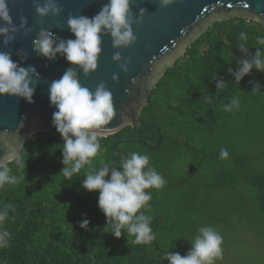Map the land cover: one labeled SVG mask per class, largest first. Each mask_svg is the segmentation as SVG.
I'll list each match as a JSON object with an SVG mask.
<instances>
[{
    "label": "trees",
    "instance_id": "trees-1",
    "mask_svg": "<svg viewBox=\"0 0 264 264\" xmlns=\"http://www.w3.org/2000/svg\"><path fill=\"white\" fill-rule=\"evenodd\" d=\"M241 31L248 36L247 53L238 48ZM257 35H264V25L255 21H215L148 94L137 117L139 131L126 125L101 139V152L93 169L103 163L119 167L135 151L149 155L150 166L166 180L162 189L147 190L153 196L147 211L155 233L150 245L136 244L135 237L123 230L120 238L102 231L106 220L98 208L99 192L82 187L88 166L66 180L61 173L63 139L39 131L18 154L26 163L21 173L25 180L0 189V208L5 204L15 208L14 212L9 210L10 218L4 221L11 238L9 247L0 248V264H169L165 253L186 255L191 239L182 234L185 221L194 219L189 204L181 199L174 205L168 193L173 171L176 167L186 170L187 177L177 186L180 184L188 195L192 194L191 181L211 170L217 192L234 188L228 180L236 170L224 141L229 134L250 126L264 136V73L253 68L238 83L228 69L236 70L240 59H251L260 47ZM215 76L226 84L223 88L217 90L212 80ZM249 81L262 86L260 93L252 92ZM232 96L239 98L240 106L226 112L223 105ZM221 148L228 150L225 160L219 158ZM263 158L257 155L252 159L261 162ZM248 164L241 162L245 167ZM11 167L15 173V166ZM242 180L264 221V173L243 171ZM207 181L209 184L211 180ZM85 218L90 221L87 229L79 226Z\"/></svg>",
    "mask_w": 264,
    "mask_h": 264
},
{
    "label": "clouds",
    "instance_id": "clouds-1",
    "mask_svg": "<svg viewBox=\"0 0 264 264\" xmlns=\"http://www.w3.org/2000/svg\"><path fill=\"white\" fill-rule=\"evenodd\" d=\"M174 2L175 0H159L162 8ZM132 4L133 0H108L94 17L69 14L67 28L75 39L64 40L56 37L50 30L41 28L32 41L33 50L48 59H54L59 53L69 64L78 66L85 75H89L98 68L102 36L110 35L114 49L129 48L136 43L137 37L132 28ZM33 7L41 20L49 15L59 16L63 12L57 0H44L42 5L39 0H33ZM139 11L137 19L143 17L146 9L140 8ZM20 20V27H24L27 18L21 16ZM17 31L8 0H0V37H3L4 47L15 40L14 33ZM32 31L33 28L27 27L25 34ZM238 39L241 41L238 48L247 53L246 32L241 31ZM256 43L260 47L251 59H240L236 70L228 69L238 83L253 68L264 73V35H257ZM112 59L122 72H128L130 59H124L120 51L114 52ZM33 76L38 77L33 66L20 67L12 60L10 52L0 51V96L23 98L29 104L34 103L36 81L32 79ZM112 79L118 81V76L114 74ZM212 80L217 90L226 85L216 76ZM249 83L252 84L253 93H260L262 86L259 83ZM48 91L50 104L57 109L52 114V126L64 141L62 175L66 180H71L74 174L88 166L82 187L88 192H99L98 208L106 220L102 231L120 238L123 230L127 235L135 237L136 244L150 245L155 240V233L151 227L152 218L147 215V211L151 207L149 201L153 196L147 190H160L166 184L162 175L150 166V156L133 151L121 161L119 167L103 163L97 169L92 168L95 158L101 152L104 134L117 131L116 128L109 127L116 110L113 95L106 83H99L92 91L81 85L75 68L69 67L59 79L51 82ZM239 106V98L232 96L230 102L223 105V109L232 112ZM228 156V150L221 148L219 158L225 160ZM12 165L15 166V173ZM25 168V160L19 155L0 158V189L24 181L25 176L21 173ZM10 209L15 211L11 204L0 208V248L10 246L11 233L4 227V221L10 218ZM11 218L15 219L14 216ZM89 223L85 218L79 226L87 229ZM222 245L223 237L214 227L201 226L186 255L167 252L165 258L169 264H216L217 260L223 258Z\"/></svg>",
    "mask_w": 264,
    "mask_h": 264
},
{
    "label": "water",
    "instance_id": "water-1",
    "mask_svg": "<svg viewBox=\"0 0 264 264\" xmlns=\"http://www.w3.org/2000/svg\"><path fill=\"white\" fill-rule=\"evenodd\" d=\"M41 5L44 0H39ZM108 0H57L63 8L59 16L49 15L43 20L33 7V0H8L14 24L18 31L15 40L4 47L0 37V51L10 52L20 67L33 66L37 76L34 103L23 98L0 96V158L18 155L23 144L36 132L43 131L62 139L52 126V114L57 109L50 104L49 85L73 67L82 86L94 91L104 82L113 95L116 115L109 127L119 131L130 125L138 132L137 117L148 94L175 61L181 58L187 47L215 21L243 18L264 25V0H175L167 7H160L159 0H133L132 25L137 41L129 48L114 49L110 35L102 36V53L95 72L85 75L78 66L69 64L63 55L48 59L33 50L32 41L41 28L50 30L61 39H75L67 28L69 14L94 17ZM140 8L146 9L139 18ZM27 24L20 27V17ZM33 31L25 34L26 28ZM129 60L128 72L124 73L113 61L114 52ZM123 62V61H122ZM118 81H113V75ZM115 131L114 133H116ZM113 134V133H111ZM105 133L104 136L111 135Z\"/></svg>",
    "mask_w": 264,
    "mask_h": 264
},
{
    "label": "rangeland",
    "instance_id": "rangeland-1",
    "mask_svg": "<svg viewBox=\"0 0 264 264\" xmlns=\"http://www.w3.org/2000/svg\"><path fill=\"white\" fill-rule=\"evenodd\" d=\"M224 146L232 154L231 164L236 170L228 180L233 182L234 188L231 191L223 189L217 192L211 179V170L192 180L189 185L192 194H185L180 184L177 185L187 177L186 170L176 167L173 171L168 193L174 205L181 199L185 200L194 219L185 221L182 235L191 239V248V241L198 228L212 226L223 237V258L217 260L216 264H264V221L250 190L242 180L243 171L264 173V158L261 162L252 159L254 156L264 155V136L257 127L250 126L240 133L229 134ZM245 161L249 163L247 167L241 165ZM205 175L207 180H211L209 184L207 180L205 182Z\"/></svg>",
    "mask_w": 264,
    "mask_h": 264
}]
</instances>
